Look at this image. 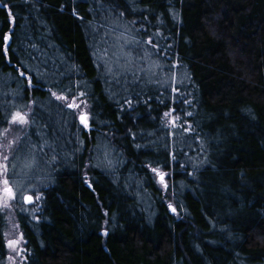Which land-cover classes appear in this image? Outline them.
<instances>
[{"label":"trees","instance_id":"1","mask_svg":"<svg viewBox=\"0 0 264 264\" xmlns=\"http://www.w3.org/2000/svg\"><path fill=\"white\" fill-rule=\"evenodd\" d=\"M2 2L0 121L35 101L31 140L55 148L52 162L37 153L48 180L40 207L17 214L25 264H264V0ZM113 21L115 34L158 42L144 64L162 66L154 82L106 73ZM66 86L86 93L90 132L50 95ZM135 93L129 110L123 98ZM172 108L193 133L161 129ZM151 168L168 173L167 189ZM5 229L0 209V264Z\"/></svg>","mask_w":264,"mask_h":264},{"label":"snow or ice","instance_id":"2","mask_svg":"<svg viewBox=\"0 0 264 264\" xmlns=\"http://www.w3.org/2000/svg\"><path fill=\"white\" fill-rule=\"evenodd\" d=\"M0 6L5 8L8 7L7 4L3 3L0 0ZM103 8V4H101ZM11 15V13L9 12ZM124 13H119V18H123ZM146 19V17H145ZM133 25L135 22H132ZM109 27L103 33L102 41L106 45L103 48V53L107 55L111 51V59H105L103 67L108 75H110L117 83H121L120 77H123V83L126 85L130 82L132 85H136L140 82L141 79L145 80L147 83L154 82L155 77L158 76L157 69H160L162 66L153 62V64L145 67L146 57L149 56V51L154 50L157 53L160 51L159 44L154 43L153 39L149 37L147 40H141L134 35H128L130 31L125 29L118 34H115V28ZM106 25L104 23L99 24L100 29H105ZM137 32L140 29L136 30ZM143 31H147L146 28ZM105 37L109 39H105ZM31 59L36 57L31 56ZM139 61V63H138ZM23 66V62H21ZM171 67H178V65H172L169 68L171 72ZM20 76L25 78L28 87L32 86V77L25 76L24 72H20ZM170 81H175V74L171 73ZM159 82V81H156ZM76 88H79V85H76ZM173 92L178 93L177 100L174 102H179V95H185L179 93V90L175 87L172 88ZM50 95L55 98L56 101H60L61 104L57 105L58 108H68L73 111L70 113L73 117L79 119L80 124L84 129L91 131L89 124L90 113L87 111L89 108L88 100L85 98L86 93L84 91H79L78 93L73 90L72 87L66 86L61 89L58 93L49 89ZM65 93H70L69 95ZM140 94L135 93L134 96L124 97V104H126L129 110H132L133 99L140 103ZM147 103V101H143ZM21 105L27 109V111H22L19 107L13 106L12 110L5 114L4 120L0 121V184H2V189H0V208L7 211L10 207L9 203H5L4 200L7 198L8 201L15 200L16 194L13 192V189L9 187V173L13 176H16V164L13 163L15 160H21L24 166V170L30 172L37 164L39 153L40 159H46V162H52L55 160V148L53 144L48 140L41 137L40 142H34L31 140L30 129H32L36 124V119L38 113H33L32 106L35 104V101H32L28 104H24V100L21 99ZM183 103H191L186 98L183 100ZM123 110V105L121 106ZM177 112L176 108H172L170 111L163 113L161 118V129H168L166 133L170 137H175L176 133L174 130L179 129L183 133H193L194 129L192 124L189 123L186 119H181V114L183 113L186 117H191L192 112L184 110L182 107L180 113L173 115ZM23 133V135H20ZM38 134V133H37ZM143 135V133H142ZM147 135H154V133H147ZM107 134H105V138ZM135 139V136H133ZM139 146V145H138ZM167 147V145H165ZM45 148L48 151H45ZM99 153L103 155V161L105 165L109 168L113 166V160L110 158L111 153L115 151L114 148L110 147L108 142L101 143L97 145ZM182 151V149H180ZM173 159H175V154H173ZM148 167H151L148 165ZM151 171L159 177L160 182L164 185V188L167 189L168 185L164 182L165 176L168 175L166 172H161L159 168H151ZM18 187L21 189L20 195L23 197V200L27 203H33V196L36 197V200L40 199L39 191H34L32 195H24L23 188L24 184L18 182ZM169 208L175 212V209L172 208V205H168ZM104 235H108L107 231L104 232ZM20 240H23V235L21 234ZM26 242V241H25ZM20 241L10 240L9 247H12L14 250L18 249Z\"/></svg>","mask_w":264,"mask_h":264},{"label":"rangeland","instance_id":"3","mask_svg":"<svg viewBox=\"0 0 264 264\" xmlns=\"http://www.w3.org/2000/svg\"><path fill=\"white\" fill-rule=\"evenodd\" d=\"M23 135V133H20ZM16 164V176H13L11 172L9 173V187L13 189V192L16 194V199L8 201L5 198L4 202L9 203L10 207L7 211L0 208L6 219V229H5V242L7 249V259L4 264H25V249H24V238L21 241V232L19 228V223L17 220L18 213L28 214L30 217H33L36 209L40 207V199L36 200V197L33 196V203L29 206L24 205L23 197L20 195L21 189L18 187V182L24 184L23 193L24 195H32L34 191H41V189L47 185V175L44 176V171L38 166L39 159L36 166L30 171L24 170V166L21 160L13 161ZM37 176V177H36ZM41 177L43 180H41ZM158 183L161 188H164V185L160 182L159 177H157ZM168 177L165 176L164 182L167 183ZM43 184V185H42ZM168 184V183H167ZM2 184H0V189H2ZM16 240L20 241L18 249L14 250L12 247H9V241Z\"/></svg>","mask_w":264,"mask_h":264},{"label":"water","instance_id":"4","mask_svg":"<svg viewBox=\"0 0 264 264\" xmlns=\"http://www.w3.org/2000/svg\"><path fill=\"white\" fill-rule=\"evenodd\" d=\"M31 203H27L26 201H24V205L29 206Z\"/></svg>","mask_w":264,"mask_h":264}]
</instances>
